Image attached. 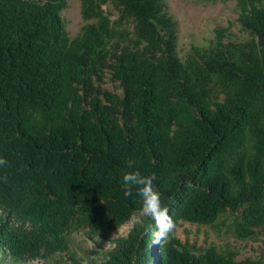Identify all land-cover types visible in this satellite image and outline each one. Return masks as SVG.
I'll return each mask as SVG.
<instances>
[{
    "label": "trees",
    "instance_id": "trees-1",
    "mask_svg": "<svg viewBox=\"0 0 264 264\" xmlns=\"http://www.w3.org/2000/svg\"><path fill=\"white\" fill-rule=\"evenodd\" d=\"M199 1H233L248 38L218 29L180 58L165 0H79L73 38L67 0H0V264L49 263L73 234L135 219L87 264H262L175 232L154 243L121 187L126 171L155 175L176 227L264 231V0Z\"/></svg>",
    "mask_w": 264,
    "mask_h": 264
},
{
    "label": "rangeland",
    "instance_id": "rangeland-1",
    "mask_svg": "<svg viewBox=\"0 0 264 264\" xmlns=\"http://www.w3.org/2000/svg\"><path fill=\"white\" fill-rule=\"evenodd\" d=\"M165 2L170 14L177 22V53L180 58H183L193 46H208L218 29H225V41L242 42L248 38L247 33L240 27L238 12L233 1L213 4L202 3L199 0H165ZM61 16L69 38L75 37L84 25L80 15L79 0H67V6ZM105 87L112 89L110 83H107ZM134 221L122 227L115 234L103 236L104 240L89 238L83 232L75 233L70 237V252L67 255L55 257L51 262L43 264H69V256L87 264V261L93 258L89 251L110 248L111 241L126 235ZM175 234L181 243L195 245L199 249L215 246L221 251L232 250L236 253L238 261L262 259V264H264V231L258 234L257 239L238 240L226 233V227L221 223L218 229H214L209 226L180 222L175 229Z\"/></svg>",
    "mask_w": 264,
    "mask_h": 264
},
{
    "label": "clouds",
    "instance_id": "clouds-1",
    "mask_svg": "<svg viewBox=\"0 0 264 264\" xmlns=\"http://www.w3.org/2000/svg\"><path fill=\"white\" fill-rule=\"evenodd\" d=\"M4 165L6 161L0 159V166ZM128 168L132 169L131 162ZM155 179V175H143L139 170H129L122 175L121 187L125 196H132L135 192V195L140 197L142 215L150 218L155 225L153 242L160 244L174 234L176 222L169 214L168 208L162 204L160 194L154 185Z\"/></svg>",
    "mask_w": 264,
    "mask_h": 264
}]
</instances>
